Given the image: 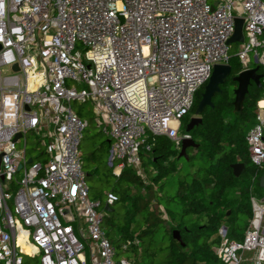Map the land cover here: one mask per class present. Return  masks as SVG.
<instances>
[{"label":"built area","instance_id":"1","mask_svg":"<svg viewBox=\"0 0 264 264\" xmlns=\"http://www.w3.org/2000/svg\"><path fill=\"white\" fill-rule=\"evenodd\" d=\"M236 19L241 71L263 72L246 136L262 169L264 0H0V264H23L24 255L39 264H132L115 259L102 226L115 196L90 198L79 150L88 123L71 102L93 104L115 176L140 168L149 138L165 136L180 150L196 94L215 65L228 64ZM27 135L42 148L35 157ZM251 204L241 241L219 231L224 264H264V187Z\"/></svg>","mask_w":264,"mask_h":264},{"label":"trees","instance_id":"2","mask_svg":"<svg viewBox=\"0 0 264 264\" xmlns=\"http://www.w3.org/2000/svg\"><path fill=\"white\" fill-rule=\"evenodd\" d=\"M228 65L231 76L214 95V107H206L201 123L189 132L198 147L188 148L186 158L179 157V150L168 138L156 136L147 142L149 151L140 149L142 175L128 167L118 176L113 167L107 174L113 182H106L104 197L112 194L116 201L104 211L103 229L114 249L132 264H224L215 253L221 242L220 229L226 228L229 241H241L248 229L253 217L251 200L262 197L259 181L264 167L252 163L246 136L255 125L263 87L251 83L237 112L232 78L241 65L237 56H229ZM259 73L263 75L261 70ZM202 92L198 91L192 109L183 118L181 133L194 116ZM77 115L85 117L80 111ZM102 145L109 148V140ZM94 156L90 155L92 161ZM234 164L243 165L238 177L231 168ZM97 173V167L91 174L85 173L86 181ZM92 199L102 203L99 195ZM115 204L123 211L113 223ZM24 257L30 258L24 255L23 264Z\"/></svg>","mask_w":264,"mask_h":264},{"label":"rangeland","instance_id":"3","mask_svg":"<svg viewBox=\"0 0 264 264\" xmlns=\"http://www.w3.org/2000/svg\"><path fill=\"white\" fill-rule=\"evenodd\" d=\"M240 49V44L235 43L231 45V49L229 52V56L235 57L236 53ZM249 63L251 67H255L256 64L253 59V54H249ZM235 59V58H234ZM237 60V59H236ZM204 89L202 87L200 90ZM199 90V92H200ZM234 90V89H233ZM71 107L74 112H82L84 113L85 117L83 120H86L88 123L87 128L84 130L83 138L80 142L79 150L81 154V160H82V167L86 174H91V172L95 169V167L98 168L97 175H91L87 177V184L91 188L90 191V198L92 199L94 195H99V197L102 198V203L105 202L104 194L106 193V182L112 183L113 179L109 176L107 177V174H109L112 170V167H109L108 160H109V148L107 145H102L104 142L108 141L109 139L104 135L102 132V125L97 124V117L95 116L94 110H93V104L90 101H86L85 103L80 102H71ZM27 150L29 157H35L39 151L41 150V146L38 144L37 139L33 135H27ZM94 153V160L92 161L90 159V155ZM138 174H143V171L141 167L139 169L134 170ZM20 175V174H18ZM113 209L115 210L114 213V221L116 222L118 217L122 213L121 205L115 204L113 206ZM106 215V212H104ZM102 226H105V223L102 224ZM112 227H110L111 229ZM116 253L118 256L115 258L118 260L121 257H125V255L120 254L119 250H116ZM252 254H245L244 258L250 257ZM24 263L25 264H39V260L37 258L30 259L27 257H24Z\"/></svg>","mask_w":264,"mask_h":264},{"label":"water","instance_id":"4","mask_svg":"<svg viewBox=\"0 0 264 264\" xmlns=\"http://www.w3.org/2000/svg\"><path fill=\"white\" fill-rule=\"evenodd\" d=\"M242 23L241 19L235 20V30L233 35L228 40V44L232 45L235 43L243 42L242 35ZM14 69L17 70V66H14ZM231 76V67L228 64L215 65L212 69L210 78L207 84L204 86L203 92L201 93L200 101L195 110V114L190 118L188 124L186 125L185 132L189 133L195 126L201 123L200 115L204 112L206 107L213 108L214 105L212 103V99L215 94H219L221 92V86L225 84L227 79ZM263 75L259 73V68L255 67L252 69H247L239 72L235 77L232 78V81L236 83V88L234 89V108L237 112L241 110V106L243 100L248 93V87L251 83H254L258 88H261V80ZM19 135L16 136L18 138ZM15 138V140H16ZM198 145L192 139H184L181 142V147L179 150V157H187V149L188 148H197ZM31 160H28L30 163ZM233 170V174L238 177L243 169L242 164H234L231 166ZM20 169V167H19ZM259 185L261 188L264 187V172L260 178ZM105 211H109L110 207L108 205L104 206ZM224 233L226 232V228H223ZM174 238L179 241L178 232H173Z\"/></svg>","mask_w":264,"mask_h":264},{"label":"bare ground","instance_id":"5","mask_svg":"<svg viewBox=\"0 0 264 264\" xmlns=\"http://www.w3.org/2000/svg\"><path fill=\"white\" fill-rule=\"evenodd\" d=\"M262 105H264V103H262ZM18 245L22 248V250L26 253H32L34 250L32 249L31 246L27 245L25 242H23L22 240L18 241Z\"/></svg>","mask_w":264,"mask_h":264}]
</instances>
